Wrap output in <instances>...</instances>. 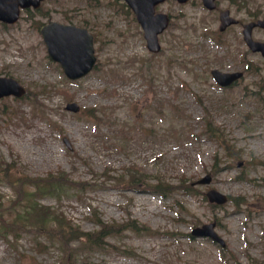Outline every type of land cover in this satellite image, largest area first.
<instances>
[{
    "label": "rangeland",
    "instance_id": "1",
    "mask_svg": "<svg viewBox=\"0 0 264 264\" xmlns=\"http://www.w3.org/2000/svg\"><path fill=\"white\" fill-rule=\"evenodd\" d=\"M224 8L240 23L220 31ZM40 9L0 23V75L27 89L0 100V166L16 164L0 174V206L13 202L14 175L65 170L89 184L47 193L42 204L85 230L98 228L96 211L108 222L137 218L154 232L124 230L105 248L74 247L39 234L30 216L15 238L0 237V264H264V58L242 35L243 23L264 15V0H218L213 10L202 0H165L157 10L172 20L158 52L122 0H48ZM50 19L94 34L97 63L87 75L70 79L49 56L39 29ZM253 34L264 40L263 28ZM213 68L244 75L221 86ZM133 165L149 176L136 189L122 178ZM207 174L212 180L201 182ZM158 179H187L192 192L162 196L152 190ZM209 188L231 200L213 205ZM214 220L225 247L190 236Z\"/></svg>",
    "mask_w": 264,
    "mask_h": 264
},
{
    "label": "water",
    "instance_id": "2",
    "mask_svg": "<svg viewBox=\"0 0 264 264\" xmlns=\"http://www.w3.org/2000/svg\"><path fill=\"white\" fill-rule=\"evenodd\" d=\"M41 0H0V19L7 22H14L20 15V6L27 7L34 5L38 7ZM135 9L138 17L145 28V36L148 39V45L152 50H159L160 44L158 41V33L161 32L169 22V16L166 13L155 14V6L163 0H128ZM186 1V0H180ZM204 3L210 8H214L216 3L214 0H204ZM221 26L224 30L227 25L236 22L237 20L230 16L229 10L221 12ZM256 25L264 26V18L258 21H252L245 24L244 36L253 50H261L264 54V42L254 40L252 38V29ZM42 32L48 43L49 52L53 58L60 60L66 73L71 77H78L88 72L95 62L93 37L88 35L85 29L76 28L71 25H64L58 22H51L42 27ZM87 36L85 43H82L78 38L80 33ZM77 49V46L80 45ZM213 74L221 84H229L234 79L242 75V72L227 73L218 69H213ZM24 88L12 78L0 77V97L15 93L21 95ZM70 108L77 109L75 103L69 104ZM211 200L224 202L227 196L216 191L208 192ZM214 224L204 225L203 228H196V234H209L215 239L224 242L213 231Z\"/></svg>",
    "mask_w": 264,
    "mask_h": 264
},
{
    "label": "trees",
    "instance_id": "3",
    "mask_svg": "<svg viewBox=\"0 0 264 264\" xmlns=\"http://www.w3.org/2000/svg\"><path fill=\"white\" fill-rule=\"evenodd\" d=\"M8 172V171H7ZM6 174V173H5ZM127 181L130 185L135 186L141 184L145 181V179H141V174L136 172V168H130L127 171ZM16 191L18 195V199L15 201V205L21 203L22 201H27V206H29V211L24 210L26 215L34 214L38 223L40 224L38 227L50 237H55L59 239L62 243L70 246L73 241L79 240V245L84 247L95 246V247H103L106 243V238L110 235L121 232L125 229H133V230H147L151 231L152 229L149 226L142 225L139 226L136 224L138 221L132 220L123 223H109L104 222L100 218H97L96 221L100 224V228L94 231H85L81 229L79 225L74 223L71 219H68L63 213L60 216H56L53 219L54 225L48 222V216L52 212L49 206L40 204L37 201H33L28 186L34 185L36 191L40 192V194H45V191L52 190L55 186H65L67 183L77 184L76 182H72L68 179V176L60 172L58 175H50L48 177H38L32 179H23V177H18L16 180ZM18 183V184H17ZM155 189L158 192L166 194L167 191H170V186L166 183L159 181L155 184ZM185 187L190 188V183H186ZM41 196V195H37ZM50 221V220H49ZM25 224V218L23 216H13L11 218H6L5 213L0 211V232H7L12 229H18Z\"/></svg>",
    "mask_w": 264,
    "mask_h": 264
}]
</instances>
